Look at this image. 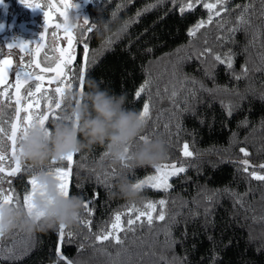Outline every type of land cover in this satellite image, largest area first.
Returning <instances> with one entry per match:
<instances>
[{
  "label": "trees",
  "instance_id": "1",
  "mask_svg": "<svg viewBox=\"0 0 264 264\" xmlns=\"http://www.w3.org/2000/svg\"><path fill=\"white\" fill-rule=\"evenodd\" d=\"M188 2L95 0L88 11L93 31L84 39L89 45L84 91L86 82L95 80L110 94H124L125 107L138 113L151 99L139 134L162 138L168 155L161 162L180 164L185 171L169 178L167 191L143 186L139 199L128 201L109 195L116 178L134 182L153 166L124 167L105 155L104 145L83 147L74 154L69 178L70 195L83 202L77 222L64 225L63 237L60 224L47 231L4 232L0 264H264V181L250 175H264V0H227L221 16L214 14L211 23L207 19L195 37L188 30L207 17L203 3L216 0H203L193 10L187 9ZM242 14L247 23L230 32ZM110 16L118 22L100 27ZM229 52L231 69L215 59ZM82 61L83 56L80 68ZM149 79L151 85L135 98ZM72 83L68 91H79L78 79ZM173 84L175 100L170 98ZM64 97L58 116L68 110V93ZM5 111L0 107V127L7 130ZM138 143L136 138L134 146ZM185 144L190 157L183 155ZM49 164L23 161L11 182L1 178L0 186L25 208L28 177L47 171ZM53 167L67 168V162L57 160ZM160 200L166 201L163 208ZM148 202L156 203L154 211L145 209ZM132 204L139 211H131ZM162 210L163 221L158 219ZM98 235L109 238L98 241Z\"/></svg>",
  "mask_w": 264,
  "mask_h": 264
},
{
  "label": "clouds",
  "instance_id": "2",
  "mask_svg": "<svg viewBox=\"0 0 264 264\" xmlns=\"http://www.w3.org/2000/svg\"><path fill=\"white\" fill-rule=\"evenodd\" d=\"M117 22L116 17L110 16L100 27L106 28ZM66 23L69 28L74 27L78 23L76 16L69 14ZM86 87L84 92H68V110L51 122V128H44L39 123L31 125L18 144L21 160L39 167L92 144L104 145L114 164L123 163L129 168L155 166L167 157V143L160 137L146 139L134 146L146 121L137 111L125 107L124 94H110L92 79L86 82ZM36 181L40 190L32 196V214L23 207L0 203V233L13 228L26 232L47 231L57 224L70 226L77 222L82 198L62 195L56 187L57 181L47 172H39ZM135 184L125 176L117 177L115 191L109 195H119L134 202L140 197V188Z\"/></svg>",
  "mask_w": 264,
  "mask_h": 264
},
{
  "label": "snow or ice",
  "instance_id": "3",
  "mask_svg": "<svg viewBox=\"0 0 264 264\" xmlns=\"http://www.w3.org/2000/svg\"><path fill=\"white\" fill-rule=\"evenodd\" d=\"M22 3H24L28 8L31 9H41L43 12V17H44V27L45 30H47L48 25H49V21L51 19V14L49 11H44L43 10V6L41 3H29L28 0H21ZM63 2V11H60L59 9H57V11H59V15L63 18V23H57L54 25V27L56 29H62L63 33H64V37L67 40V44L68 47L67 48H63V47H54L53 51L57 54L53 59L55 60V67H49V68H42L40 63H38L37 61L33 60L32 64L35 65V68L39 69L40 72L44 73H55L57 78H61L63 79H67V87L68 88H74L75 85L72 83V81L77 80L78 79V83H79V91L80 92H84V85H85V79H86V69L88 66V62H89V45L84 42L83 43V49H84V55H83V61H82V66L80 68V74L79 77H76L75 72L72 71V69L70 68L71 65H73L75 59H76V53H75V42H76V37L74 35V31L76 28L81 27L79 20L81 16H78L76 14V18L78 23L72 27L69 28L66 21L69 17V9L72 8H77L78 5L74 4V3H70L69 0H62ZM203 0H190V2L187 3V9L189 10H193L194 7L200 3H202ZM227 3V0H216V3H203V7L205 9H207L209 11V17H208V22L207 23H211L212 22V18H213V11L215 9H217L218 6H220V10L215 11L214 14L216 17H220L221 16V12L225 11L224 9V5ZM49 8L54 7V5L49 4L48 5ZM245 7V11H247V5L244 6ZM185 9L181 8V11L183 12ZM115 15V14H113ZM89 20L87 18L84 17L83 19V26H87L89 24ZM247 23V21H245L243 14L237 18V27H234L233 29H230V32H235L238 30V27L242 24ZM206 23L205 21L201 20L198 21L197 24L191 28H189L188 30V35L190 37H195L196 34L198 33V31L205 27ZM219 27H223V24H219ZM93 31L92 27H86V33H91ZM53 36V42L55 43V39L57 38V33L53 32L52 33ZM40 38L41 40L44 39V33L41 32L40 34ZM30 43V42H25L24 40H17L11 43L7 44V48L9 50L14 49V48H19L22 52L25 50L26 48V44ZM44 47L43 44H39L37 47V51L40 50V48ZM215 59L217 61H220L222 63H226L227 67L229 69L232 68V64H233V54L231 52L226 53L225 54V59H221L220 55H216ZM13 66V61L11 59H0V84L5 85V92L0 93V95H3L5 97L8 96V92H7V88L10 87V85L5 81V74L8 73ZM32 65H28V67H31ZM68 72H72L71 77L67 76ZM243 72L246 74L247 72V68L245 67ZM33 72H29V71H16L15 72V91L17 93V98H16V104L18 105L15 109L16 115L17 117L20 116L21 113V108L19 107V105L21 104L22 101V97L19 95V93L21 92V89L24 87L25 84H27L29 81H31L33 79ZM240 77L237 76V79H239ZM44 80V76L42 75H35V81H43ZM53 81L49 80V84H51ZM152 81L149 80H145L139 87V89L136 91L135 93V98L139 99L141 96V93L145 91V89H147L150 85H151ZM55 92L58 94V96L60 97L59 99H57L54 103V107H53V100L51 97H46V99L48 100V104H47V109L45 111L42 112H38L37 114H35L34 116L29 113L28 116L24 117V124L21 127L17 122H12L11 123V135L9 136V139L12 141L13 144L16 143V139L17 137L19 138V141L27 134L28 129L31 127V125L33 123H39L42 127L47 128L46 126V122L51 118L53 120L58 119L59 116L58 115H53V113H55L57 110H60L62 108L63 103L65 102V97L63 94V91L60 87H57L55 89ZM41 93V84L40 83H36L35 85V92L33 91H28L27 92V96L28 98L33 97L34 95ZM165 93H167V86L165 88ZM157 96H160L161 93L158 90L156 93ZM178 96V91L177 88L175 86V84L172 85V91L170 93V98L175 100V98ZM150 105H151V99L147 102H145L143 104L142 109L139 111V114L141 116L142 119H144L145 121L147 120V118L149 117V112H150ZM32 106L29 105V108H31ZM37 107H39V105H37ZM24 111H28L27 109H25ZM0 133H5V129L3 127H0ZM150 137L145 136V135H140L138 134L137 136V140L138 142H143L146 139H149ZM13 151H16V149H13ZM78 151L75 152H69L66 155H63L60 157V161H66L67 162V168L65 167H53V165L55 164V162L57 161V159H52L50 160V164L48 166V174L52 175L54 177V179L57 181V189L58 191L64 195V196H70V172H71V168L73 165V157L74 154L77 153ZM241 152H243L245 155H247V152L245 151V149H241ZM107 155V154H105ZM183 155L185 157H190L193 154L188 150V145L185 144L184 145V149H183ZM5 155L3 153H0V162H3L5 160ZM15 162H16V167L13 168L11 170V172H9V175H16L18 172H20V166H21V158L19 157V155L15 156ZM242 163L245 165L244 171L247 173L248 168V161L244 160L242 161ZM122 166L124 167H128L126 164L122 163ZM261 168H264V165L260 166ZM171 169V171H169L168 169ZM185 171L184 167L180 166L177 167L176 164H171V165H166V164H157L155 165V174L153 175H148L146 176L144 179L139 180L135 186L138 188L143 187L144 185H149L152 188L155 189H160V190H164L167 191L168 189H170L172 187V185L168 182L169 181V177L172 176H176L179 173H183ZM5 172V168L2 164H0V173ZM250 175L255 178L258 181H264V175L261 174H257L256 172H252L250 173ZM107 175H105V180H107ZM67 181V182H66ZM29 183L32 185V189L31 192H29L28 194H26L24 196V207L29 211V214H32V204H31V199L32 196L38 191L40 190V185H38L37 181L35 179L30 180ZM225 191H227V189H225ZM95 195V194H94ZM206 199L211 200L212 196L209 195L206 197ZM242 202V200H241ZM0 203H8V204H14L16 206H19V200L17 198L13 196H10L8 194L5 193L4 189L2 186H0ZM159 205L161 206V208H163V206L166 204V201L164 200H160ZM84 207L87 209L88 205L85 204ZM156 208V203L155 202H148L145 205V209L146 210H152L154 211ZM130 210L131 211H139L138 209H136V206L134 204L130 205ZM140 215H144V213H141ZM140 216H137V219H139ZM115 219L117 221L120 220V215L116 214ZM158 219L163 221L165 219V214L163 212V210L160 212ZM83 222V221H82ZM134 221L133 220H129L128 223L129 225H131ZM148 222L151 224L153 222V218L152 216L149 214L148 215ZM60 236L63 237L64 235V225L60 224ZM3 233H0V235H2ZM71 235V234H69ZM109 237L108 235H98L97 236V240L98 241H103V240H107ZM116 242L120 243L121 241L119 240V238H116ZM60 249H57V252L59 253ZM60 259H66L63 256H60ZM66 264H72V261H67Z\"/></svg>",
  "mask_w": 264,
  "mask_h": 264
},
{
  "label": "flooded vegetation",
  "instance_id": "4",
  "mask_svg": "<svg viewBox=\"0 0 264 264\" xmlns=\"http://www.w3.org/2000/svg\"><path fill=\"white\" fill-rule=\"evenodd\" d=\"M6 1L5 5V11H3L0 7V14L3 11L7 16L17 15V18L15 19L16 22H21L23 25V29L20 32L12 29V31H15V34L22 35L21 38L23 40H26L27 47L22 52L20 50H12L14 61L12 69L10 70L11 76L7 80V83L10 85V87L7 88L8 96L5 97L3 95H0V107L5 106L6 113L5 122H9L7 130L5 129V133H0V141L3 139L2 135L4 137V147L0 146V153H3L5 155V160L3 162H0L5 168V172L0 173V179H6L7 182H11L12 178L14 176L9 175L8 173L15 168L16 162H15V156L18 155V144H19V138L17 137L16 143L13 144L12 141L9 139V136L11 135V123L14 122L15 119V109L18 106L16 104V98L17 93L14 92L15 89V72L16 71H29L33 72V79L29 81L27 84L24 85V87L21 89V92L19 95L22 97L21 104L19 107L21 108L20 116L17 117V123L22 127L24 124V117L28 116L29 113H31L33 116L37 114L38 112L45 111L47 109L48 100L46 97H51L53 100V107L54 103L57 99L60 97L55 92V89L57 87H60L63 91V94H67L69 91V88L67 85V79H61L57 78L55 73H42L39 69L35 68V65L32 64V61L35 60L38 63H40L42 68H49L55 67V60L53 59L57 54L53 51L54 47H63L67 48V40L64 37L63 30L62 29H56L54 27L57 23H63V18L59 15V9L60 11H63V2L62 0H28L29 3H41L43 6L44 11H49L51 14V19L49 21V25L47 30H45L44 27V17L43 12L41 9H31V8H24L22 5L24 3L21 2V0H4ZM70 3L77 4V8L69 9V14H72L76 16V14L80 17L79 23L81 27H78L74 31V35L76 37L75 42V53H76V59L73 63V65L70 66L73 72L76 71V69L80 68L81 58L84 54L83 49V43L86 33V27H90L89 24L87 26H83V19L84 17L88 19V11L91 7V5L94 4L95 0H69ZM52 4L54 7L49 8L48 5ZM41 32L44 33V39L41 40L40 34ZM57 33V38L55 39V43L53 42V36L52 33ZM12 40H17L15 38H12ZM43 44L44 47H42L37 57L34 58V54L37 50V47L39 44ZM18 52V53H17ZM32 65L31 67H28V65ZM72 72H68L67 76L70 77ZM35 75H42L44 76L43 81H35ZM49 80H52L53 82L49 84ZM36 83L41 84V93H38L34 95L31 98H28L27 92L33 91L35 92V85ZM5 92V85L0 87V93ZM29 105L32 107L29 108ZM39 105V107H37ZM27 109L28 111H24ZM59 110H57L53 115H58ZM51 120V118L46 122V126L48 127V123ZM1 125V123H0ZM49 128V127H48ZM2 134V135H1ZM13 149H16V151H13ZM23 162V160H22ZM21 162V164H22ZM21 167V166H20ZM4 188L9 193L8 185L4 184Z\"/></svg>",
  "mask_w": 264,
  "mask_h": 264
},
{
  "label": "rangeland",
  "instance_id": "5",
  "mask_svg": "<svg viewBox=\"0 0 264 264\" xmlns=\"http://www.w3.org/2000/svg\"><path fill=\"white\" fill-rule=\"evenodd\" d=\"M208 3H214V2H208ZM5 5H6V1L4 0H0V7L3 11H5ZM24 8L27 9V6L24 4L22 5ZM218 9H215L213 11V15H214V12L217 11ZM1 12L0 14V59H11L12 61H14V56H13V51L12 50H20L19 48H14V49H11L9 50L7 48V44L8 43H11V42H14V41H17V40H23L21 38L22 35H17L15 34V31H12V29L16 30L15 28H17V31L20 30V32L22 31L23 29V25L21 24V22H16L15 19L17 18V15H12V16H7L4 12ZM209 17V11L207 13V17L205 19H203V21H206ZM64 34V33H62ZM12 38H15L17 40H12ZM26 42V40H24ZM27 47V45H26ZM26 49V48H25ZM21 51V50H20ZM18 53V52H17ZM11 72L9 71L8 73L5 74V81L7 82V80L10 78L11 76ZM15 77V75H14ZM3 86V84H0V87ZM174 162H159L158 164H166V165H171L173 164ZM177 165V167H180L182 165L180 164H177V163H174ZM183 167V166H182ZM169 171H171V169L169 168L168 169ZM43 172H48L47 171H43ZM39 173V172H38ZM38 173H35V174H32L28 177V183L30 180H33L35 179L36 180V175ZM155 174V166L152 167V169L150 170L149 173H147L146 175H144L143 177L137 179L136 181H134V183H137L139 180H142L144 179L146 176L148 175H153ZM170 178V177H169ZM67 182V181H66ZM169 182V181H168ZM144 186H149V185H144ZM31 189H32V185L29 183V189L28 191L23 195V202H24V196L26 194H28L29 192H31Z\"/></svg>",
  "mask_w": 264,
  "mask_h": 264
},
{
  "label": "water",
  "instance_id": "6",
  "mask_svg": "<svg viewBox=\"0 0 264 264\" xmlns=\"http://www.w3.org/2000/svg\"><path fill=\"white\" fill-rule=\"evenodd\" d=\"M41 44H42V43H41ZM40 49H41V48H40ZM38 52H39V51L36 50V52H35V54H34V58L37 57ZM14 92H16L15 89H14ZM14 122H17V115H15ZM15 167H16V166H15ZM10 172H11V171H10Z\"/></svg>",
  "mask_w": 264,
  "mask_h": 264
}]
</instances>
